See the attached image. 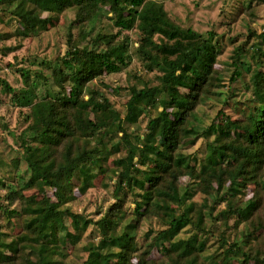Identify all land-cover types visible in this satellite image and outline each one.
I'll return each mask as SVG.
<instances>
[{
	"label": "trees",
	"instance_id": "obj_1",
	"mask_svg": "<svg viewBox=\"0 0 264 264\" xmlns=\"http://www.w3.org/2000/svg\"><path fill=\"white\" fill-rule=\"evenodd\" d=\"M44 4L0 0V20L10 13L22 37L55 27L65 11L74 12L71 26L78 31L77 38L70 35L65 55L49 65V75L20 69L22 93L3 80L17 105L30 108V123L19 136L27 165L24 185L16 190L7 177L0 176V187L8 190L0 195L4 219L0 264H68L64 250L77 246L90 226L98 231L99 240L84 246L87 256L77 264H264V237L255 236L264 227L259 215L264 195L258 192L236 204L248 183L264 190V31L256 36L252 53L256 66L242 60V48L237 47L230 79L235 82L243 70L250 72L251 89L258 97L255 112L232 121L221 110V122L197 131L193 121L197 108L222 84L216 68L220 51L213 33L204 36L183 27L158 0H68L58 8L51 7L50 0ZM42 11L48 13L46 18ZM105 18L120 33L135 28L141 32L139 54L147 71L159 74L157 85L142 80L143 86L129 87L126 119L138 122L149 116L143 134L128 132L104 92L88 86L104 75L125 70L131 61L129 37L118 39L119 35L105 32L104 24L99 26ZM155 35L163 38L160 43L154 41ZM211 131L215 137L207 145V154L192 164L181 148L198 136H210ZM121 147L125 156L114 159L112 169L115 202L97 220L75 212L70 203L77 193L85 195L96 187L98 175L107 174L110 158ZM13 163L20 174L19 160ZM183 176L193 183L182 187ZM226 180L230 186L218 197ZM214 189L217 201L227 205L220 216L236 218L234 224L243 229L241 238L207 260L203 258L206 239L197 234L183 239L180 234L189 226L207 236L206 212L192 198L200 190L209 195ZM26 190H35L41 197L29 196ZM130 195L136 196L132 211L126 207ZM145 219H155L160 228L153 237L154 230L146 233L140 245L137 228ZM17 226L19 231L14 232ZM221 238L226 242L225 236ZM250 239L259 242L252 247ZM154 249L160 250V258L151 257Z\"/></svg>",
	"mask_w": 264,
	"mask_h": 264
},
{
	"label": "rangeland",
	"instance_id": "obj_2",
	"mask_svg": "<svg viewBox=\"0 0 264 264\" xmlns=\"http://www.w3.org/2000/svg\"><path fill=\"white\" fill-rule=\"evenodd\" d=\"M43 4L46 0H39ZM68 0H50L51 7L58 8ZM164 4L169 16L181 24L183 27H191L195 31L209 36L211 33L219 47L220 55L217 60L216 68L218 75L222 79L220 86L214 87L206 102L201 103L194 115V124L197 131H203L210 127L212 123L218 124L222 120L219 111L224 110L225 117L229 120H243L248 113L255 112L258 105V97L253 94L251 84L249 82V73L243 70V74L235 82H231V76L235 70L234 54L237 47H241L242 60L249 63L250 67L256 66V59L252 58L255 51V43L258 42L257 35L264 31V0H158ZM45 5V4H44ZM49 7V6H47ZM43 18L48 16L47 12L42 11ZM0 20V176L7 177L10 185L19 190V185L23 186L27 178L25 169L26 162L22 157V147L19 136L30 123L27 120V114L30 108H24L17 105L14 95L7 92L3 86V80L7 81L17 93H22L24 86L20 69L26 68L33 72L40 71L45 75L51 73L49 65L53 66V62L65 55L68 49V39L70 35L77 38L78 31L72 29L73 11H65L57 21L55 27L40 32L38 35L22 37L16 31L18 26L17 20L6 12ZM104 31L119 35L118 39L129 37L131 61L129 66L115 74L104 75L94 80L88 86L91 89H99L110 99L114 108L117 109L124 120V126L130 133L143 134L146 132L149 116H142L138 122L132 119H126V103L130 97L129 87L131 85L143 86V81L150 85L159 83L157 71H147L143 57L139 54L138 45L142 34L138 29L123 30L121 33L119 28L113 26L111 19L105 18ZM256 34L251 36L250 31ZM120 33V34H119ZM163 39L160 35L154 36V41L160 43ZM89 40V39H88ZM84 43H87V40ZM134 74L141 75L140 79L133 77ZM143 80V81H142ZM38 91V90H37ZM39 92V91H38ZM89 92V91H87ZM40 93V92H39ZM88 98V95H86ZM155 115V111L151 112ZM225 120V118L223 117ZM210 136H198L192 144L186 143L181 148V152L187 155L192 164L201 162L207 154V145L213 141L215 135L211 131ZM122 132L119 133V137ZM125 156L124 147H121L119 153L114 154L110 158L107 166V174L98 175L96 179V187L90 189L85 195L77 193V199L70 203V207L75 211L86 215L94 220L99 219L107 211L114 198V184L116 176L113 173V160L117 157ZM19 160L20 174L13 167L14 161ZM21 175V178H20ZM24 175V176H22ZM264 182V174L262 175ZM8 180H5L8 183ZM6 183V184H7ZM193 182L187 176L181 178V186L191 185ZM230 186V181L226 180L224 189L217 194L223 195ZM217 188V185H214ZM259 187L253 183H248L242 190L244 194L236 197V204L245 203L251 197L258 194L264 195V190L258 191ZM6 187H0V195H7ZM29 196L41 197L35 190L24 191ZM216 190H212L211 194L205 195L200 190L196 192L192 198L196 201L197 206L206 212L204 233L196 232L191 227H186L180 234V238L188 239L197 234L199 239H206L207 247L203 253V258L209 260L216 255L221 254L231 243L241 238L243 225L236 226L234 224L236 218L229 217L224 220L220 216V212L227 205L226 202H218L215 196ZM135 195L128 196L126 207L133 210L135 207ZM190 200L187 201V205ZM170 205L177 207L175 200H170ZM15 207V206H13ZM259 215L264 220V197L263 207L259 210ZM212 213V215H210ZM4 223V219L0 217V224ZM159 225L155 219H145L137 228V238L142 245L145 240V234L150 232L153 237L159 229ZM6 231V228L3 227ZM19 231V226L14 232ZM255 236L264 237V227L256 230ZM222 236L226 237V242L222 240ZM99 240L98 231L94 226H90L82 237L77 246H69L64 251L67 255L66 262L68 264H77L83 261L87 253L84 246L88 243L97 242ZM240 241V240H239ZM259 242L258 239H250V244L255 247ZM152 258H160V250L154 249L151 252ZM237 264V261L233 262Z\"/></svg>",
	"mask_w": 264,
	"mask_h": 264
}]
</instances>
